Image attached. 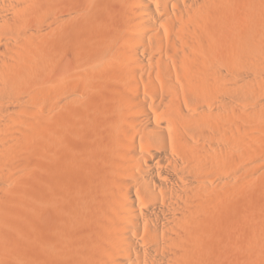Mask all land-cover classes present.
I'll use <instances>...</instances> for the list:
<instances>
[{"label":"bare ground","instance_id":"obj_1","mask_svg":"<svg viewBox=\"0 0 264 264\" xmlns=\"http://www.w3.org/2000/svg\"><path fill=\"white\" fill-rule=\"evenodd\" d=\"M262 86L264 0H0V264H220Z\"/></svg>","mask_w":264,"mask_h":264},{"label":"rangeland","instance_id":"obj_2","mask_svg":"<svg viewBox=\"0 0 264 264\" xmlns=\"http://www.w3.org/2000/svg\"><path fill=\"white\" fill-rule=\"evenodd\" d=\"M252 93H253L252 96H248L247 92L241 93L242 94L241 100H243V102L245 103L246 108L247 109L250 108L249 110H251L250 116L252 123L249 124L250 129H248L249 131H247V136L249 137L248 139L250 140L249 142L252 144L253 157H249L250 158L249 159L246 156H242L241 157L242 163L240 159V163L242 164L241 166L243 167V164L246 165L248 167L249 174L251 175L250 177L249 176L247 177L245 175L248 178V180L246 181H244L245 179L242 180V178H240V196L239 199L237 200L238 202L237 206L239 211H238V216H236L237 218L239 217L238 219L236 218L238 220V221L236 220L237 221L236 223H238L239 225L237 224V228L235 226L236 229L232 228L234 231H237V234L231 230V227H234L233 225L229 224L230 225L229 229L225 225L229 231L231 230L232 233L228 232V230L225 227L224 232L226 234V239L224 238L225 236L224 234L223 235L224 240L222 239V246L219 252L220 264H264V248H260V249L253 248L251 249L252 251H249L250 249L248 250V247L246 245H245L246 247L244 246L245 243L241 241L242 238L240 239V237H244V235L248 231V228L250 230L255 229V227L256 229L260 227L264 229V189H263L264 188V115L263 114L264 113L262 114V112H260L259 110L260 109L259 102L262 101L260 98L264 99V86L256 89V91H253ZM83 130H84L83 127L82 126L80 127L78 125V127H76L74 131L75 133L73 138L72 135L71 137L68 136V139H70L69 141H71V143L76 145L77 143L76 139L81 138L83 135V137L81 138L82 140L79 139L83 142L85 135ZM79 133H82L81 137L80 135H78ZM74 137L76 139H74ZM243 158L246 160H244ZM245 202H247V204L249 203V205H247L249 207H246V204H244ZM245 207L248 210L244 209ZM38 222L40 223L41 221ZM243 225H247L248 227L245 226L247 227L245 228ZM227 233H230L229 235L233 234L232 235L233 237H235L236 235L238 237L236 240L232 241V239L234 238L227 239V235H228ZM242 251L246 253L248 252L250 255L248 253H247L248 255H246V253H243ZM251 252H254V254ZM50 260L51 258H49V261Z\"/></svg>","mask_w":264,"mask_h":264}]
</instances>
